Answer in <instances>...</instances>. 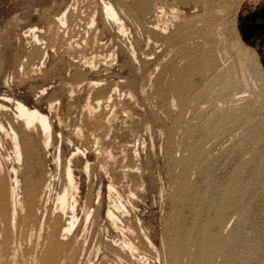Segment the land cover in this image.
Returning <instances> with one entry per match:
<instances>
[{
	"label": "rangeland",
	"instance_id": "374dc122",
	"mask_svg": "<svg viewBox=\"0 0 264 264\" xmlns=\"http://www.w3.org/2000/svg\"><path fill=\"white\" fill-rule=\"evenodd\" d=\"M110 1L126 33L104 23L98 0H79L83 14L97 11L95 34L86 38L76 14L67 33L56 21L74 0H0V186L8 192L15 165L19 192L29 173L46 180L53 209L64 182L54 157L60 149L64 160L78 147L73 164L85 196L80 170L93 167L96 155L84 136L97 115L93 99L106 92L113 97L109 173L92 174V194L103 193L102 218L111 208L118 226L128 224L139 240L145 233L153 248L140 243L120 257L110 246L121 248L127 234L100 221L85 232L82 264H264V67L239 30V17L264 0ZM16 100L49 115L53 130L46 151L38 131L26 132L37 153L20 164L9 134L21 124ZM26 231L15 235L21 252L32 244Z\"/></svg>",
	"mask_w": 264,
	"mask_h": 264
},
{
	"label": "bare ground",
	"instance_id": "6f19581e",
	"mask_svg": "<svg viewBox=\"0 0 264 264\" xmlns=\"http://www.w3.org/2000/svg\"><path fill=\"white\" fill-rule=\"evenodd\" d=\"M98 1V4L101 5V16L103 17L102 19L104 23L108 26L117 24V28L121 35L125 34L126 31L123 21L119 17V13L116 10L117 7H114L115 4H113V2L110 0ZM74 2V5L66 7L57 17L56 21L59 25V28L62 29L61 33H67L74 29L72 26V15L76 14V23L75 20H73L74 23L78 25V31H81L78 33H82V35L85 34L86 38H90L92 37V34H95L93 29L96 26L97 11L94 9L90 11L85 7L87 10H85L86 12L83 14V8L81 7V10L79 8V0H74ZM84 18L88 19L87 24H84L83 21L86 20ZM81 25H83V27H81ZM36 29L37 28H30L28 32L29 34H34V41L36 44H38V37L34 32ZM102 43L103 42H99V44ZM43 53L41 58L45 57L46 55V53ZM133 55L134 49H132L130 55L132 59L134 57ZM113 56L114 55H109L108 58L114 61L117 60ZM114 64L116 65L117 61ZM89 65H91V67L89 69L90 71H88L93 73L92 69L94 68L92 64ZM97 83L96 81L95 83L92 82L94 85ZM112 98V94L106 95V92H104L101 97L93 99L94 106L98 108L96 109L97 115L93 116V118L90 120L89 129L84 137L85 144L87 146L86 148L89 151L95 152L96 162L94 163L93 167H90L91 165L86 162L84 168L80 170V173L86 176V179L88 180V193H86L85 196L80 195V186L82 181L81 178L75 174L73 164L80 152L78 147H74L69 156H67L64 160L61 159L60 149H58L57 154L54 157V165L62 168L61 171L64 182L62 181L63 184L60 185L61 188H59V190L56 192V200L53 209L51 208L52 206L50 207L48 202L49 189H47V187H49V184L46 185V180H35L30 173L27 174L24 177L23 190L21 191L22 195H20L18 168L17 166L12 165L8 170L13 175L12 183L8 188V192H4L5 190L3 191L2 189L3 186H0V264H82L83 258L87 252V243L89 244L87 240L88 235L85 234V232L87 233L89 226H99L100 221H104V223H112L115 228H117V230L119 228L122 232L127 234V237L125 236L126 238L123 240V246H121V248H119L120 245H117V247L110 246V248L120 257L126 258V255L128 254L127 251L133 252L137 250L140 246V243H146L149 248H153L152 242L145 233H142L140 238L141 240H139L137 237L140 236L137 235V233H134V231L130 228L131 226L125 223L118 226L121 221L111 208L106 210L105 217L102 218L101 209L103 204V193L99 188L96 194L94 193L95 195L92 194V174L101 180L103 175H107L109 173L108 163L110 161L108 160L109 155L106 144L107 130L109 132L107 107L110 105L109 102L112 101ZM3 106L4 105L0 104L2 109H4ZM14 109L15 117L21 121V124L18 129H15L13 126H9V134L12 143L13 161L15 164H20L24 155L34 157L37 153L26 132H30L31 130L38 131L42 138V149L46 151L52 142L53 130L49 115L40 112L38 109L29 108L18 100L15 101ZM89 109L92 112V109L94 110L95 108L89 107ZM0 130H5L2 123H0ZM4 167L5 166L3 162L0 160V172H2ZM97 168H99V172H97ZM112 189L113 185L110 183L108 186V191L112 192ZM5 193H7V195ZM34 222H36L37 227H35V224H32ZM122 222L124 221L122 220ZM83 224L84 227L82 226ZM45 226L48 229V232L45 233L44 231L43 235H41V231L44 230L43 227ZM81 227L84 228L82 230V234L79 233V231H81ZM21 228H25V230L29 229V231H26L30 233L28 243H32L29 244V247H27L24 252H21L22 248L20 246V241H18V237L15 236L18 233L17 231H19ZM118 263L120 264V262Z\"/></svg>",
	"mask_w": 264,
	"mask_h": 264
},
{
	"label": "flooded vegetation",
	"instance_id": "af4514ba",
	"mask_svg": "<svg viewBox=\"0 0 264 264\" xmlns=\"http://www.w3.org/2000/svg\"><path fill=\"white\" fill-rule=\"evenodd\" d=\"M264 12V5L256 7L247 14L239 17V27L242 34L246 36V41L257 46L261 52V56H264V33H260L264 30V18L258 17L260 13ZM262 40V44L260 41Z\"/></svg>",
	"mask_w": 264,
	"mask_h": 264
},
{
	"label": "water",
	"instance_id": "95a60500",
	"mask_svg": "<svg viewBox=\"0 0 264 264\" xmlns=\"http://www.w3.org/2000/svg\"><path fill=\"white\" fill-rule=\"evenodd\" d=\"M258 17H260V18L263 19L264 18V12L263 13H260ZM239 30L241 32L240 27H239ZM263 33H264V30L260 33V35H262ZM241 35H242V38L244 40H246V36L244 34H242V32H241ZM260 44H262V40L260 41ZM260 61H261L262 66L264 67V56H261Z\"/></svg>",
	"mask_w": 264,
	"mask_h": 264
}]
</instances>
